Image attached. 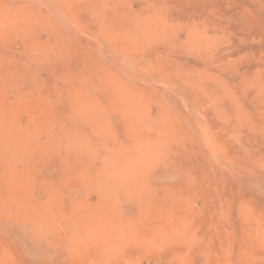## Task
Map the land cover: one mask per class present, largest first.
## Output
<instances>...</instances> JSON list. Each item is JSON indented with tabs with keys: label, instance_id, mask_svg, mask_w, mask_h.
Instances as JSON below:
<instances>
[{
	"label": "rangeland",
	"instance_id": "1",
	"mask_svg": "<svg viewBox=\"0 0 264 264\" xmlns=\"http://www.w3.org/2000/svg\"><path fill=\"white\" fill-rule=\"evenodd\" d=\"M0 264H264V0H0Z\"/></svg>",
	"mask_w": 264,
	"mask_h": 264
}]
</instances>
